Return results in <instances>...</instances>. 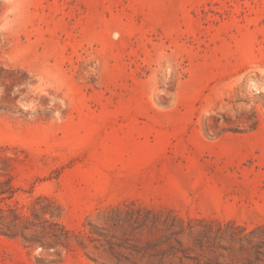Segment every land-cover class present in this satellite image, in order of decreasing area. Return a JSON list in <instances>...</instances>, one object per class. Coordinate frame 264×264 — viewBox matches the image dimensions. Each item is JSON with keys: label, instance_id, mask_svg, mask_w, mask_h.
Listing matches in <instances>:
<instances>
[{"label": "rangeland", "instance_id": "1", "mask_svg": "<svg viewBox=\"0 0 264 264\" xmlns=\"http://www.w3.org/2000/svg\"><path fill=\"white\" fill-rule=\"evenodd\" d=\"M19 2L0 264H264V0Z\"/></svg>", "mask_w": 264, "mask_h": 264}, {"label": "clouds", "instance_id": "2", "mask_svg": "<svg viewBox=\"0 0 264 264\" xmlns=\"http://www.w3.org/2000/svg\"><path fill=\"white\" fill-rule=\"evenodd\" d=\"M20 7L19 0H0V8L4 9L0 13V32L8 30L9 20L19 15Z\"/></svg>", "mask_w": 264, "mask_h": 264}]
</instances>
